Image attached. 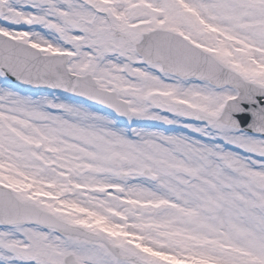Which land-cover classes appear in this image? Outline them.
Returning a JSON list of instances; mask_svg holds the SVG:
<instances>
[{"label":"snow or ice","instance_id":"1","mask_svg":"<svg viewBox=\"0 0 264 264\" xmlns=\"http://www.w3.org/2000/svg\"><path fill=\"white\" fill-rule=\"evenodd\" d=\"M0 264H264V0H0Z\"/></svg>","mask_w":264,"mask_h":264}]
</instances>
